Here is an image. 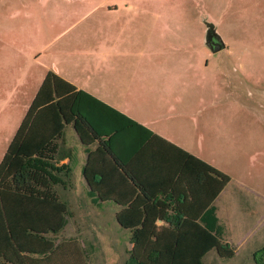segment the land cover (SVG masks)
Here are the masks:
<instances>
[{
    "label": "crops",
    "instance_id": "1",
    "mask_svg": "<svg viewBox=\"0 0 264 264\" xmlns=\"http://www.w3.org/2000/svg\"><path fill=\"white\" fill-rule=\"evenodd\" d=\"M157 5L162 9L152 15V0L111 5L53 0L45 14L39 7L24 5L25 13L18 16L20 28H0V70L7 71L5 78L19 111L13 127L6 122L0 125V144L5 148L0 163L47 73L54 71L135 122L134 135L149 145L144 150L147 155L133 168L152 182V214L162 212L172 219L183 212L203 215L216 206L225 227L222 240L235 255L225 259L213 248L204 255V264H264V130L254 140L234 125L237 114H244L236 110L237 104H244L252 92L241 90L244 82L231 71L251 80L246 73L251 66L216 62V53L227 49L233 55L235 50L227 42L217 52L206 45L208 17L190 18L178 4ZM58 24L64 29L46 38L45 25ZM190 26L195 27L191 33ZM260 118L264 121V115ZM119 119L126 123L125 117ZM61 146L60 164L70 163L73 171L65 185H55L52 191L67 203L68 224L74 212L62 193L80 194L83 189L95 214L99 210L103 216L95 220L102 230L128 231V257L133 246L130 231L117 219L123 206L111 201L94 204L90 199L82 173L86 146L72 125L65 128ZM136 146L134 139L117 150L127 152ZM198 159L231 177L213 201L203 176L205 167ZM156 223L169 225L160 218ZM66 227L59 239L83 240L64 237ZM87 245L91 264L96 248ZM0 263L11 264L4 259Z\"/></svg>",
    "mask_w": 264,
    "mask_h": 264
},
{
    "label": "trees",
    "instance_id": "2",
    "mask_svg": "<svg viewBox=\"0 0 264 264\" xmlns=\"http://www.w3.org/2000/svg\"><path fill=\"white\" fill-rule=\"evenodd\" d=\"M122 116L126 123H121ZM134 124L54 71L47 73L0 163V260L90 264L85 240L59 239L69 222L68 207L52 189L65 185L73 171L70 163L60 164L68 125L86 146L82 173L92 202L123 206L117 219L129 229L133 244L124 264H204V255L213 248L225 259L235 255L222 240L225 227L215 205L203 215L183 212L171 219L162 212L152 214V182L143 180L133 168L135 161L147 155L144 150L149 144L134 135ZM134 139V149L117 150ZM198 160L205 167L203 176L213 201L231 177ZM158 218L169 225L159 226Z\"/></svg>",
    "mask_w": 264,
    "mask_h": 264
},
{
    "label": "rangeland",
    "instance_id": "3",
    "mask_svg": "<svg viewBox=\"0 0 264 264\" xmlns=\"http://www.w3.org/2000/svg\"><path fill=\"white\" fill-rule=\"evenodd\" d=\"M85 1L111 5L131 0ZM162 2L178 4L179 9L182 6L183 13L190 18H201L204 15L211 22L215 19L218 32L227 42V46L235 50L233 55H229L227 49L216 53V62L230 67L238 66L241 62L247 67L251 66L246 71L252 76L251 80L244 81L243 73L240 71H231V73L237 76L236 79L244 82L245 86L242 84L241 90L250 88L252 92L251 98L247 96L244 104H237L236 110L244 114H237L234 120L235 128L239 132L243 130L248 138L252 135L251 137L255 140L264 130V121L260 118L264 115V0H152V15L162 9L160 5H157ZM26 4L39 7V10L43 9L42 13L45 14L52 7L53 0H0V28L3 31L11 26L20 28L22 21L18 16L25 13L21 10ZM194 28L190 26V33ZM63 29L61 24L55 27L45 25L46 38L52 37ZM6 74L5 68H2L0 70V125L6 122L8 127H13L18 121L16 113L19 111L14 107L15 97L13 98L11 94L13 88L9 86L10 81L6 80ZM244 105L247 108H244ZM250 110L252 115L249 117ZM245 116L248 118L247 122L243 119L246 118ZM4 149L0 144V158ZM62 197L71 205L74 212L63 236H79L86 240L87 244L91 243L96 248L91 264H124L130 246L128 231L102 230V225L97 221L95 223V220L97 218L101 220L103 216L99 210L98 214H95L94 205L86 198L83 189L80 194L62 193Z\"/></svg>",
    "mask_w": 264,
    "mask_h": 264
},
{
    "label": "water",
    "instance_id": "4",
    "mask_svg": "<svg viewBox=\"0 0 264 264\" xmlns=\"http://www.w3.org/2000/svg\"><path fill=\"white\" fill-rule=\"evenodd\" d=\"M206 30V45H208L213 52H217L225 48L226 43L218 32L216 24L205 19Z\"/></svg>",
    "mask_w": 264,
    "mask_h": 264
}]
</instances>
